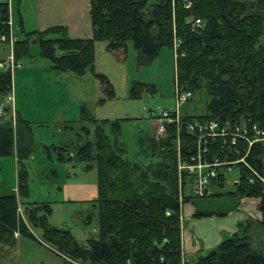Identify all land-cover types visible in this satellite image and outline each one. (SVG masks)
<instances>
[{
  "label": "trees",
  "instance_id": "trees-1",
  "mask_svg": "<svg viewBox=\"0 0 264 264\" xmlns=\"http://www.w3.org/2000/svg\"><path fill=\"white\" fill-rule=\"evenodd\" d=\"M147 1L90 0L92 37H70L60 25L25 32L22 38L15 37L13 58L19 61L28 56L31 44L36 43L39 56L52 68L78 77L90 71L109 99L114 90L108 78L95 70V41H105L111 52L125 51L127 42L132 41L139 53L152 58L161 46L172 47L176 38L180 40L175 59L179 86L192 93L204 87L210 96L205 113H182V121H246L264 130V0H156L146 7ZM195 17L202 20L203 27L191 31L190 21ZM8 20V5L0 1V34H8ZM11 90L12 71L0 69V102ZM154 90L152 84L134 83L130 92L139 97L141 92L153 94ZM80 117V122L94 124L92 133L82 125L86 141L74 153L58 151L57 160H74L83 170H96L97 196L92 201L97 211L96 234L82 245L69 229L49 223L48 202L25 200L29 172L24 161L31 150L14 143L8 115L0 119V156L12 155L16 147L18 173L16 192L0 195V246L14 247L17 231L34 239L18 215L21 204L28 223L39 229L42 241L66 264H75L70 260L81 264H190L183 258L180 215L181 203L193 197L183 193L179 200L175 125H168L165 136L158 139L152 131L140 133V153L158 157L154 164L144 166L129 159L126 147L118 142V120L93 118L85 107ZM27 130L31 134L29 127ZM178 135L181 152L193 151L194 135L184 124ZM57 149L67 151L65 147ZM212 149L216 151V147ZM263 157L264 142L255 143L247 160L262 174ZM241 168L240 184L227 193L260 197L261 201L260 190L251 187L248 171ZM224 180L225 175H220L218 187ZM259 208L264 210L261 202ZM260 225L264 229V214ZM193 264H264V251L255 250L246 236L234 234L207 255L198 256Z\"/></svg>",
  "mask_w": 264,
  "mask_h": 264
},
{
  "label": "rangeland",
  "instance_id": "rangeland-1",
  "mask_svg": "<svg viewBox=\"0 0 264 264\" xmlns=\"http://www.w3.org/2000/svg\"><path fill=\"white\" fill-rule=\"evenodd\" d=\"M155 1L148 0L146 7ZM68 2L12 0V34L14 30L22 38L25 32L44 30L50 27V23L60 20L63 21L66 34L73 33L69 29L73 22H80V18L76 17L69 25L65 23L73 17ZM77 2L70 0L72 5ZM19 15L23 22L22 31L18 28ZM15 34L14 37L17 36ZM10 53L8 44H0V60L7 59ZM38 53L37 44H31L28 56L19 61L14 60L18 66L10 69L14 103L17 99V107L33 121L30 124L32 131L22 120L17 124L16 109L14 120H11L14 143L31 150L24 161L29 172V196L25 200L48 202L51 207L49 223L69 229L80 244L87 245V239L96 234L97 211L92 205L96 197L71 201L65 198L67 190L64 186L96 184V170H83L80 163L74 160L61 163L57 160L58 151L65 155L74 153L86 141L87 135L82 125L87 126L92 133V122L79 121L82 107H85L93 118L119 121L117 140L126 147L129 159L144 166L154 164L158 157L143 156L137 141L141 132H150L157 126L156 121L147 115L148 108L175 107V51L173 44L172 47L161 46L157 55L147 58L134 48L132 41L127 42L125 51L118 52L107 51L105 41H95V70L108 78L114 90V96L109 99L105 98L99 80L90 71L82 77L60 72L50 67L48 61ZM134 83L152 84L154 93L141 92L139 97H132L130 91ZM209 100L210 96L202 87L181 104L180 110L187 115L203 114ZM62 120L69 121L65 123ZM28 127L31 134L28 133ZM17 128H20V132ZM57 147H65L67 151H60ZM15 153L16 147L12 155L0 156V195L16 192L18 168ZM235 178V171L226 173L224 185L213 188L212 195L192 196L189 201L181 203L183 258L188 259L190 264L234 234L246 236L255 250L264 251V229L260 225L264 210L259 208L260 197L227 193L236 190L233 184ZM77 192L79 196L84 195L79 190ZM23 209L21 204L18 205V215L34 239L15 232L14 247L0 246V264H66L42 241L39 229L28 223ZM203 212L209 214L202 215ZM70 262L81 264L72 260Z\"/></svg>",
  "mask_w": 264,
  "mask_h": 264
},
{
  "label": "built area",
  "instance_id": "built-area-1",
  "mask_svg": "<svg viewBox=\"0 0 264 264\" xmlns=\"http://www.w3.org/2000/svg\"><path fill=\"white\" fill-rule=\"evenodd\" d=\"M1 1L6 2L9 8V32L8 34H0V44H8L11 53L7 59L0 60V69H13L18 64H14L12 55V47L15 40L11 30L12 0ZM189 4V2H186L185 7H188ZM202 27L203 22L200 18L195 17L190 21L191 31H196ZM179 44L180 40L174 38L173 50L175 51V59L178 55L177 47ZM174 85L175 107L173 109L148 108L147 115L157 123L155 129L152 130L157 139L165 136L168 125L174 124L176 127V172L179 198L181 199L183 193L196 197L212 195L213 188H216L220 175H225L231 171L237 173V178L233 180V184L238 186L242 171L240 169L245 167L248 171V183L253 189L258 188L260 190V202L264 208V174L247 160V155L253 145L258 142H264V130L257 124L246 121L221 122L213 118L182 121L180 106L188 101L193 93L190 90L182 89L176 77L174 78ZM14 113L15 103L11 91L0 102V119L10 115L11 120H14ZM182 124L194 135L195 148L193 151L181 152V142L178 134ZM216 142L221 145H215ZM213 147H216V151L212 149Z\"/></svg>",
  "mask_w": 264,
  "mask_h": 264
},
{
  "label": "crops",
  "instance_id": "crops-1",
  "mask_svg": "<svg viewBox=\"0 0 264 264\" xmlns=\"http://www.w3.org/2000/svg\"><path fill=\"white\" fill-rule=\"evenodd\" d=\"M18 1V0H16ZM89 1L90 0H78L77 3H73V5L70 3V0L67 4V6H69L71 8V13L73 15V17H71L70 20L66 21L65 23H67L68 25L71 24L74 19L76 17L80 18V22H73L72 26L70 27V31H72L73 33L68 34L70 37H78V38H90L92 37V26H91V20H90V15H89ZM20 16V15H19ZM20 25V27H19ZM19 25L18 28L21 29L22 31V19L20 16V21H19ZM49 25V24H48ZM55 25H63V21H55L53 23H50V27L51 26H55ZM48 26V27H49ZM13 33L15 34L14 30ZM17 35V34H15ZM18 36V35H17ZM36 59V58H35ZM48 61V60H47ZM49 66L51 67L49 61H48ZM18 103H17V99L15 100V109H16V113L18 114V118L20 120H22L23 122H25L26 124L29 125V127L31 128V122H33L32 120L30 121L27 117V115H25V113L22 112V109H20L19 107H17ZM62 121H69V120H62ZM37 122V121H34ZM66 123V122H65ZM32 131V128H31ZM33 140V139H32ZM55 176H57L56 173H54ZM66 191V196L65 198H69L71 201H81V200H86V199H93L97 196V188H96V184H93L91 186H87L85 184H82L81 186H72V187H68V185L64 186ZM90 187V188H88ZM80 192H82L84 195L79 196V192H77L78 190ZM86 202V201H85Z\"/></svg>",
  "mask_w": 264,
  "mask_h": 264
}]
</instances>
